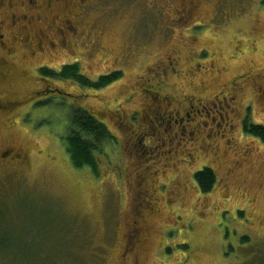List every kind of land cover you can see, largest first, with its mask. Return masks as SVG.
<instances>
[{"label":"rangeland","instance_id":"rangeland-1","mask_svg":"<svg viewBox=\"0 0 264 264\" xmlns=\"http://www.w3.org/2000/svg\"><path fill=\"white\" fill-rule=\"evenodd\" d=\"M177 9L176 0H102L101 8L87 21L96 23L104 51L86 54L78 45L74 57L42 60L50 65L78 63L91 81L122 73L121 80L97 91L64 80L50 82L77 96L87 109L98 111L110 122L113 139L99 153L96 176L87 167L75 169L63 143L72 111L79 104L58 97L36 100L39 103L29 107L22 119L0 124V142L24 151L30 160L28 166L0 170V247L6 249L0 252V264L120 263L131 178L152 166L155 158L145 160L148 151L143 158L131 157L126 146L130 125L106 116L120 103L126 112L140 113L136 84L141 70L172 55L178 65L177 76L168 78L169 91L178 99L196 96L213 117V97L244 72L246 83L238 107H249L243 119L239 111L230 116L229 149L219 143L214 154L204 151L191 163L173 166L175 180L164 182V192L176 196L163 198L160 215L146 219L145 242L136 253V264H264V140L243 128L245 120L264 127V103L257 97L258 88H264V0H199L195 15L173 23ZM200 50L203 57L196 54ZM123 54L129 57L123 59ZM195 64L203 69L192 77ZM18 72L13 75L16 85L1 84V94L28 97L38 90L37 79L18 81ZM127 85L135 87V96L128 103L118 102L130 91ZM81 95L87 100H81ZM199 120L209 121L205 112L196 117ZM204 168L214 172L216 184L201 195L194 174ZM162 176L150 184L158 186ZM43 224L49 225L46 237L61 240L62 250L49 252L43 245L46 258L41 259V252L35 259L26 258L35 251L27 239L38 236L37 225ZM246 237L248 241L242 242ZM129 263L133 264L132 258Z\"/></svg>","mask_w":264,"mask_h":264},{"label":"flooded vegetation","instance_id":"flooded-vegetation-1","mask_svg":"<svg viewBox=\"0 0 264 264\" xmlns=\"http://www.w3.org/2000/svg\"><path fill=\"white\" fill-rule=\"evenodd\" d=\"M176 1H178V9L175 11L177 17L172 21L173 23L185 22L195 15L199 0ZM98 2L99 0H0V88L1 84L16 85L13 75L17 74V70L18 81L37 79L36 85L39 87L28 97L4 96L0 93V124L12 118L22 119L39 103L36 100L45 102L58 97L72 104H79L78 109L92 115L109 133L112 132L110 122L104 120L98 111L94 109L95 112H92L90 108L87 109L81 104L82 101H78L77 96L50 86L52 80H64L79 86L73 80L61 79L57 76L63 67L78 63L63 62L59 65H50L42 62L48 57L60 55L74 57L78 45L86 49V54H92L98 49L104 51L101 43L102 35L95 32L96 23L87 21V17L101 8L102 0ZM203 52L204 50H200L196 54L198 57H203ZM128 57L129 54L122 55L123 59ZM177 59L173 55L168 56L159 64L141 70L136 84L138 86L136 93L141 98L140 113L135 114V111L128 113L120 103L116 106L117 109L113 108L108 113L109 116H106L113 118L115 123L114 118L130 125L129 128L126 126L127 131H131L126 146L129 147L131 157L136 160L143 158L148 151L146 155L149 157L145 160L152 161L155 158L151 163L152 166L145 168L143 172L133 173L131 178L130 208L127 221L123 222L125 232L121 236L122 251L119 264H128L130 258L133 264H136V253L145 242L146 219L157 218L160 215L162 210L160 201L163 198L168 196L170 200L169 196H176L175 193L169 195L168 190L164 192L166 186L164 182L171 183L170 180L174 179L171 174L174 171L173 166L176 167L180 162L191 163L198 153L204 151L214 154V149L220 148L219 143L224 149H229L233 128L230 116L239 111L243 119L249 107H238L239 96L246 83L244 72L233 77L228 89L220 91L213 97L210 103L213 117L209 114L210 109L207 104H203L196 96H182L178 99L169 91L172 87L168 83L170 75L177 76ZM201 69H203L201 64H195L191 76L200 74ZM215 72L218 74V71ZM81 74L84 75L82 72ZM84 76L87 78L86 75ZM128 85L130 91L122 98H117L118 102L128 103L135 96L132 91L135 87ZM153 85L161 86L163 91L159 92L160 88H155ZM81 89L86 90V88ZM257 97L264 103V88H258ZM80 98L83 101L87 100L86 95H81ZM204 112L209 121H196V117ZM136 149L141 151V154ZM156 163H160L156 166L158 169L154 167ZM29 164V157L24 151L0 142V170L7 171L11 167L14 169L19 165ZM166 172L167 174L162 176ZM160 176H162L161 184L158 186L150 184V182L155 183ZM169 177L171 178L168 179ZM175 187L178 190L177 184ZM166 227L167 225L162 227V235Z\"/></svg>","mask_w":264,"mask_h":264},{"label":"trees","instance_id":"trees-1","mask_svg":"<svg viewBox=\"0 0 264 264\" xmlns=\"http://www.w3.org/2000/svg\"><path fill=\"white\" fill-rule=\"evenodd\" d=\"M57 76L61 79L73 80L81 88L99 90L108 87L113 81L121 79L122 74L115 72L107 76H100L97 81L93 82L81 74L78 64H74L63 67ZM243 128L246 133L264 140V127L249 125L247 120H245ZM112 139L113 137L107 129L92 115L83 110L74 109L69 119L67 135L63 138V143L65 151L75 169L87 167L97 176L99 172V153L103 150L104 145ZM194 182L199 193L206 195L214 188L216 176L212 170L204 168L202 171L194 174ZM37 226L40 228V234L27 239L30 244H34L31 249L35 251L33 254L27 253L26 258L35 259L39 256L40 252L42 255L41 259L46 258L47 252L43 250V245L46 246L49 252L62 250L63 243L61 240L58 241L56 238L53 240L52 235L49 238L46 237L45 232L49 225L43 224ZM241 241H248V238H243ZM5 250V247L2 245L0 252Z\"/></svg>","mask_w":264,"mask_h":264}]
</instances>
